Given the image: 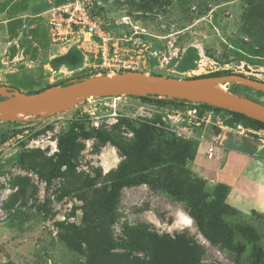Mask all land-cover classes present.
<instances>
[{"label": "rangeland", "instance_id": "obj_1", "mask_svg": "<svg viewBox=\"0 0 264 264\" xmlns=\"http://www.w3.org/2000/svg\"><path fill=\"white\" fill-rule=\"evenodd\" d=\"M61 1L0 0V86L30 93L105 74L92 68L93 50L51 41L48 11ZM85 1L117 44L110 57L134 61V70L264 81V0ZM237 90L264 103L256 90ZM228 117L199 103L121 96L89 98L16 130L0 122V264H264V147L246 181L226 184L229 211L205 213L203 231L190 214L192 203L217 204L218 183L196 158ZM129 154L136 181L110 212L107 197Z\"/></svg>", "mask_w": 264, "mask_h": 264}, {"label": "water", "instance_id": "obj_2", "mask_svg": "<svg viewBox=\"0 0 264 264\" xmlns=\"http://www.w3.org/2000/svg\"><path fill=\"white\" fill-rule=\"evenodd\" d=\"M239 83L264 92V81L244 74L178 78L129 70L83 78L67 85H53L26 93L0 86V121H24L31 116L49 117L67 111L89 98L157 95L161 98L207 103L264 122V103L226 90Z\"/></svg>", "mask_w": 264, "mask_h": 264}, {"label": "built area", "instance_id": "obj_3", "mask_svg": "<svg viewBox=\"0 0 264 264\" xmlns=\"http://www.w3.org/2000/svg\"><path fill=\"white\" fill-rule=\"evenodd\" d=\"M48 13L51 41L56 45L61 44L63 48L69 45L70 49H73L72 46H77L78 49L87 47L93 50L96 54V61L92 66L95 72L103 71L105 74L111 75L134 70V65H136L134 61L118 58L113 60L110 57L117 52L116 49H113V47H117V44L111 42L112 37L109 32L99 25L98 20L92 16L91 8L85 0H63L54 3ZM77 69L82 68L78 67ZM108 71L113 73H106ZM94 125L96 128L100 127L98 120L94 121ZM217 141V138L203 140L207 145L208 159L215 157Z\"/></svg>", "mask_w": 264, "mask_h": 264}, {"label": "crops", "instance_id": "obj_4", "mask_svg": "<svg viewBox=\"0 0 264 264\" xmlns=\"http://www.w3.org/2000/svg\"><path fill=\"white\" fill-rule=\"evenodd\" d=\"M220 127L221 129L216 130L212 137L218 139L215 146L216 157L207 159V145L204 143V151L198 153L199 156L196 158V162H198L200 172L209 175L206 176L208 180L213 183L223 182L235 188L247 180L252 169V162L256 160V153L264 147L262 139L264 130L233 116L221 119ZM221 141H223L222 146ZM223 148L230 151L225 159H221L223 158ZM218 150L221 151L220 159L217 153ZM240 162L241 165H239ZM261 185H264L262 181Z\"/></svg>", "mask_w": 264, "mask_h": 264}, {"label": "trees", "instance_id": "obj_5", "mask_svg": "<svg viewBox=\"0 0 264 264\" xmlns=\"http://www.w3.org/2000/svg\"><path fill=\"white\" fill-rule=\"evenodd\" d=\"M154 74H156V73H154ZM228 74H234V73L228 72V71H226V72L225 71L224 72H213V73H209V74L194 76L193 78L220 76V75H228ZM90 76H94V75L92 74V75L81 76V77H77L73 80H69V81L61 82V83H57V84H48L47 86H45L41 89H38L36 91L30 92V93L42 91V90H44L48 87H51L53 85H67L71 82L78 81V80H81L83 78L90 77ZM227 85H231V86L236 88V89H228L230 92L237 94L239 96H242V97H247V98H251V99L258 101L257 99L241 92L240 90H237L240 88L251 89V90H254V89L247 87V86H244V85L239 84V83H229ZM258 92L260 94L264 95V92H262V91H258ZM138 98L141 100H144V101H152V102H159V103L193 104V102L188 101V100L161 98V97H158L157 95H146V96H142V97H138ZM258 102H261V101H258ZM199 104L204 106V107L214 108V109L219 110V111L227 112L228 114H230V116H233V117L237 118L238 120H245L248 123L253 124V125L257 126L258 128L264 130V122L255 120V119L250 118L244 114H241L238 112H232V111L220 108V107L209 105L207 103L199 102ZM40 118L41 117H39V116H31V117H28L24 121H14V122H10V123L13 125V130H16V129L20 128L22 125L29 123L31 121V119H38L39 120ZM0 122L6 123L7 121H0ZM74 135H75V131H74V128H72L69 131V134H68V136L64 142L66 147L74 140ZM96 135H97V137L102 138V139H108L109 138V135L107 133L101 132V131H96ZM136 157H137L136 154H129V155H127V159H125L124 161L121 162V166L119 168L117 177L111 186V189L109 191L107 201H106L107 209L110 212L114 211L115 208L117 207V205L119 203L121 190L128 185L134 184L136 181L135 178L128 175V173H127L128 169H129V164H133ZM227 188H228V186L225 183H223V182L218 183V185L216 186L217 204L215 206H213V208H211V209L207 208V207H202V206L198 205L197 203H192L193 209L190 211V214H191L192 218L194 219V221L196 222V225L198 226V228L201 231L204 230V214L205 213L216 214L220 210L221 211L222 210H226V211L230 210L228 205L225 203V200H224L225 195H226L225 191H227ZM211 239L213 240V238H211ZM134 247L136 250L137 249H144V247L140 244H135Z\"/></svg>", "mask_w": 264, "mask_h": 264}]
</instances>
